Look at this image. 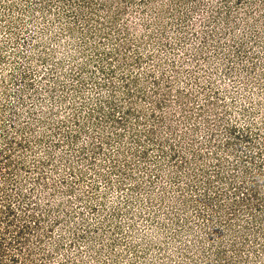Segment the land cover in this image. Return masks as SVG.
<instances>
[{"label": "rangeland", "instance_id": "1", "mask_svg": "<svg viewBox=\"0 0 264 264\" xmlns=\"http://www.w3.org/2000/svg\"><path fill=\"white\" fill-rule=\"evenodd\" d=\"M0 264H264V0H0Z\"/></svg>", "mask_w": 264, "mask_h": 264}]
</instances>
